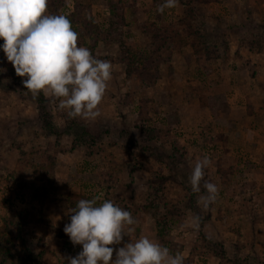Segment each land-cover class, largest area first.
Returning <instances> with one entry per match:
<instances>
[{
  "label": "rangeland",
  "instance_id": "1",
  "mask_svg": "<svg viewBox=\"0 0 264 264\" xmlns=\"http://www.w3.org/2000/svg\"><path fill=\"white\" fill-rule=\"evenodd\" d=\"M79 1L97 29L116 24L97 42L72 24L78 46L113 65L95 120L34 98L0 49V264H29L25 248L67 264L82 251L63 231L70 211L94 197L132 213L133 240L184 264H264V0H179L163 14V0ZM60 2L71 21L74 1ZM109 2H127L121 22ZM205 155L219 188L207 211L189 183Z\"/></svg>",
  "mask_w": 264,
  "mask_h": 264
},
{
  "label": "clouds",
  "instance_id": "2",
  "mask_svg": "<svg viewBox=\"0 0 264 264\" xmlns=\"http://www.w3.org/2000/svg\"><path fill=\"white\" fill-rule=\"evenodd\" d=\"M178 2L163 0L157 11L163 14ZM0 39V49L15 74L25 78L22 83L34 98L43 93L70 118L95 120L101 115L113 65L78 46L79 33L72 22L65 15L49 13L48 0H0ZM210 164L207 155L197 159L189 176L193 193L204 190L198 204L205 211L219 194L218 186L204 179ZM70 213V223L63 231L82 251L75 257H63L67 264H184L180 253L173 254L159 241L146 235L133 240L131 233L138 221L112 200L80 199ZM200 222V216L193 217L192 229L198 230ZM125 236L129 242L112 247L120 245Z\"/></svg>",
  "mask_w": 264,
  "mask_h": 264
},
{
  "label": "trees",
  "instance_id": "3",
  "mask_svg": "<svg viewBox=\"0 0 264 264\" xmlns=\"http://www.w3.org/2000/svg\"><path fill=\"white\" fill-rule=\"evenodd\" d=\"M74 1V4H73V12L71 13V22L73 25H76V24H79L80 27H81V31H84V29H86V31H84L86 34H94L95 36V42H97L98 39H103L102 37H107L109 35V33H113L114 34V26H116L115 23H111V27H108L109 28V31L106 33V30L104 31H101L99 29H97L95 26H94V23L92 22V19L89 15L87 14H84L83 12L79 11L80 10V1L79 0H73ZM125 4H127V2L125 3H121V2H117V3H111L109 2L108 3V7H109V11L113 14L114 17H116L115 19H117L118 21H122L123 19V9H125ZM51 5V8L49 7ZM61 5V2L60 0H48V12L49 13H52V14H56L57 11H58V8L60 7ZM82 10V9H81ZM116 20V21H117ZM112 26L114 27L112 29ZM83 28V30H82ZM128 75V74H127ZM140 75V74H139ZM143 79H142V78ZM141 77L139 76V78H141V84L144 82V80L146 81H149L148 85H150V83H152L149 78H148V75L145 74L144 76L141 75ZM105 199H108V198H105ZM110 200V199H109ZM24 213H28V212H25V211H22V212H18V216H22ZM29 214V213H28ZM15 217V216H14ZM9 221L7 222V224L9 225ZM18 225L20 226V229L22 230L24 227L21 226L20 223H18ZM159 233H160V230L158 228V231H157V236L159 237ZM8 250H10V247L7 248ZM16 249V248H15ZM24 252V261L27 260V262L29 264H39L38 262V259H41V254H38L37 255V260L33 259L31 257V253L29 252V250L27 248H25L23 250Z\"/></svg>",
  "mask_w": 264,
  "mask_h": 264
},
{
  "label": "crops",
  "instance_id": "4",
  "mask_svg": "<svg viewBox=\"0 0 264 264\" xmlns=\"http://www.w3.org/2000/svg\"><path fill=\"white\" fill-rule=\"evenodd\" d=\"M254 193H253V196L251 198H258L259 197V194H256V193L254 194Z\"/></svg>",
  "mask_w": 264,
  "mask_h": 264
},
{
  "label": "built area",
  "instance_id": "5",
  "mask_svg": "<svg viewBox=\"0 0 264 264\" xmlns=\"http://www.w3.org/2000/svg\"><path fill=\"white\" fill-rule=\"evenodd\" d=\"M19 204L21 205V206H23L24 205V203L21 201V202H19Z\"/></svg>",
  "mask_w": 264,
  "mask_h": 264
}]
</instances>
